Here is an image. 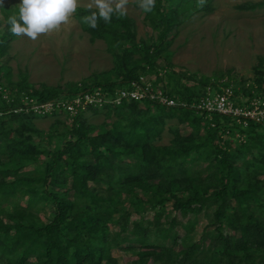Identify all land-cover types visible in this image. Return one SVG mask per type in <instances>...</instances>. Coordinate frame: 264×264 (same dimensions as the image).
Wrapping results in <instances>:
<instances>
[{"label": "trees", "instance_id": "obj_1", "mask_svg": "<svg viewBox=\"0 0 264 264\" xmlns=\"http://www.w3.org/2000/svg\"><path fill=\"white\" fill-rule=\"evenodd\" d=\"M190 2L156 0L154 9L144 12L153 34V40L147 46L133 43L131 21L127 16L113 14L109 23L98 19V26L91 28L83 18L90 16L93 10L79 11L78 18L84 31L95 38L104 37L118 48L123 42L128 46L119 54L115 53L120 67L117 80H93L90 84L77 85L81 89L101 87L113 91L152 71L164 42L175 29L179 15L188 10ZM206 8L203 5L202 10ZM19 12L20 7L14 13L6 11L2 15L0 57L16 37L8 19L13 16L19 19ZM118 30L123 33L121 42ZM133 52L140 55L141 67L128 58ZM230 82L210 83L204 79L193 91L185 89V93L176 95L162 89L169 97L191 102L203 95L205 87L215 90ZM231 83L243 96H250L252 91L264 93L259 84L244 87ZM77 85L59 92L30 87L24 78L14 84H3L0 80V264H118L110 253L111 247L125 239L122 237L127 230L130 229L132 237L145 239L152 234L153 226L158 228L156 220L153 223L146 221L144 229L140 228V221L128 226L133 203L141 204L138 199L141 192L153 193L155 199L151 206L158 211L170 203L172 211L196 216L206 206H214L210 225L212 238L220 245L216 252L218 262L249 264L251 251L255 250L259 252L260 263L264 264V178L262 181L256 179L259 170L264 168V125L248 124L241 129L232 125L229 118L215 114L207 116L188 109L164 108L146 101L129 102L77 114L71 118L68 140L49 151L40 149L38 142H34L27 132L29 120L38 116L6 112L8 107L18 105L21 94L45 101L61 94H73L78 90ZM1 90L8 92L10 103L1 100ZM87 112L104 114L111 120L118 112H126L131 119L125 123L124 118L120 124L111 121L94 133L85 121ZM55 115L68 117L59 113L50 117ZM166 118L186 123L193 132L178 136L174 130V140L169 146L155 147L151 143L153 128ZM199 129L201 137L197 135ZM235 133L242 136L241 142L234 140ZM231 147L235 150L231 151ZM252 152L256 156L247 160L245 154ZM39 154L45 158L37 168L33 163ZM208 159L209 163H206ZM200 161L210 165L214 172L215 189L208 195L195 188L189 178L186 180L184 165ZM237 161L239 165H235ZM122 195L126 198L122 199ZM11 200H20L23 204L17 203L9 213L1 205ZM45 206L50 217L41 222L31 211ZM170 224L172 227L173 220ZM110 226H117L118 231L110 233ZM224 228L237 231L239 236L224 235ZM153 233L162 240L170 237L167 229H157ZM248 233L251 235L250 248L245 246ZM174 239L173 236L172 241ZM149 247L154 245L144 244V248ZM169 251L171 253V249ZM169 251L164 254V261L168 260ZM192 253L187 249L184 256ZM138 255L156 257L153 250H143Z\"/></svg>", "mask_w": 264, "mask_h": 264}, {"label": "rangeland", "instance_id": "obj_2", "mask_svg": "<svg viewBox=\"0 0 264 264\" xmlns=\"http://www.w3.org/2000/svg\"><path fill=\"white\" fill-rule=\"evenodd\" d=\"M262 1L264 0H204L203 5L207 10H202L203 5L199 0H191L185 16L179 15L175 29H172L163 44L160 58L155 61L153 70L148 74L155 78L156 85L172 95L193 91L204 79L210 83L231 81L236 86L257 87L256 84H259V87H264V3L256 5ZM90 3L91 0H78L76 12L59 30L42 34L36 40L27 36H16L0 57L1 83L14 84L24 78L35 89H56L62 92L78 83L117 80L120 67L115 53L119 54L128 44L123 42L118 48L104 37L95 38L82 29L78 12L89 10ZM20 4L21 0H0V23L3 24L4 12L14 13ZM126 9V16L131 21L133 43L149 45L153 34L138 0H128ZM91 10L97 11L95 7ZM118 33L121 42L123 33L121 30ZM128 58L141 67L140 55L133 52ZM125 66L128 67L127 64ZM84 118L95 133L101 125L108 126L111 121L120 124L124 118L127 123L131 116L126 112H118L111 120L104 114L94 115L87 112ZM71 122L70 117L63 115L31 118L27 132L34 142H38L40 149L52 151L68 140ZM174 130L178 136H187L193 132L186 123L180 124L176 118H166L154 126L152 145L169 146L174 140ZM197 135L202 136L201 129ZM230 150L234 151L235 148L231 147ZM245 156L250 160L256 154L252 152ZM44 158L43 154L36 156L33 166L42 164ZM2 159L4 161V157ZM202 162L184 165L187 170L186 180L190 179L195 188L208 195L215 189L214 172L210 165ZM239 164V161L235 163ZM28 167L31 169V166ZM259 172L256 179L262 181L264 168ZM180 183L183 184L181 178ZM173 191L176 192L175 189ZM138 196L141 204L136 206L133 203L128 226L140 221L139 226L144 229L146 221L153 223L156 220L157 229H167L170 237L166 240L157 237L153 233L157 230L156 226L151 225L152 234L145 239L132 237L130 229L127 230L122 237L125 239L117 241L118 246L111 247L110 253L118 264H222L221 261L218 262L216 254L220 245L217 240H213V229L210 225L214 206H206L196 216L183 215L172 211L170 203L164 204L161 211L154 209L151 206L155 199L152 192H141ZM121 198L126 197L122 195ZM17 203L23 204L20 200H11L3 203L1 208L9 210L10 213ZM31 214L37 216L36 219L41 222H46L50 217L46 206L32 209ZM109 231L114 234L118 227L110 226ZM222 233L239 236L237 231L228 228H224ZM173 236L176 237L174 241ZM246 237L248 239L245 246L250 248L251 235L248 233L245 239ZM144 244H153L154 247L144 248ZM187 249H191L193 253L185 257L184 252ZM143 250H153L156 257H139L138 254ZM167 250L168 260L164 261ZM251 255L249 264H261L259 252L253 250Z\"/></svg>", "mask_w": 264, "mask_h": 264}, {"label": "built area", "instance_id": "obj_3", "mask_svg": "<svg viewBox=\"0 0 264 264\" xmlns=\"http://www.w3.org/2000/svg\"><path fill=\"white\" fill-rule=\"evenodd\" d=\"M77 89L73 94H61L59 97L45 101H38L35 97L21 94L18 105L13 108L8 107L6 112L38 117L59 113L73 118L89 109L146 101L164 108H182L207 116L215 114L226 117L231 120L232 125L241 129H245L248 124L264 125V93L252 91L250 96H243L239 88H233L231 82L217 86L215 90L209 86L205 87L203 95L191 102L167 96L165 91L156 85L155 78L148 73L137 76L134 80L126 82L123 88L113 91L101 87L81 89L79 85ZM261 89L264 90V87ZM1 91V100L10 103L8 92ZM234 139L241 142L242 136L235 133Z\"/></svg>", "mask_w": 264, "mask_h": 264}, {"label": "clouds", "instance_id": "obj_4", "mask_svg": "<svg viewBox=\"0 0 264 264\" xmlns=\"http://www.w3.org/2000/svg\"><path fill=\"white\" fill-rule=\"evenodd\" d=\"M155 3L156 0H138L139 7L144 12H151ZM199 3L203 5L204 0H199ZM127 4L128 0H91L89 10L95 7L97 11L84 17V22L91 28H96L98 19L109 23L113 14L126 16ZM77 7L78 0H21L19 19L9 17L8 22L13 35L36 40L40 35L59 30L62 24L68 23Z\"/></svg>", "mask_w": 264, "mask_h": 264}]
</instances>
